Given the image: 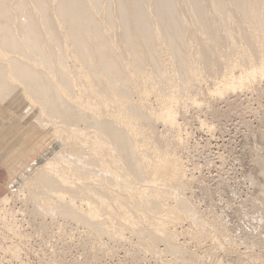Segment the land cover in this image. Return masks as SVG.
Here are the masks:
<instances>
[{
  "label": "bare ground",
  "instance_id": "bare-ground-1",
  "mask_svg": "<svg viewBox=\"0 0 264 264\" xmlns=\"http://www.w3.org/2000/svg\"><path fill=\"white\" fill-rule=\"evenodd\" d=\"M167 66L170 68L173 67L175 68V70L172 69L171 71H168L169 69L167 70ZM235 69L240 72L237 74V72H235ZM234 72L237 75H234ZM206 77L208 79L211 78L214 81L213 83L210 81V79L206 80L213 83V87L211 86L212 88L210 89L207 87L208 89L205 90L206 87L204 86L205 92H203L202 89L199 90L204 93L205 97L207 96V99L208 97L210 99L217 94H228L229 92L233 94L234 91L237 92L236 90L241 88V90L250 89L247 90L249 92L255 86L254 85L252 88H249L251 87L250 85L255 82L253 81L256 80L255 78L264 80V0H0V105L2 104L1 106L3 107L4 105L13 107L14 112L12 113L15 114V117H19V119L21 118L20 121L22 119V121H24V119H30V121L32 120V122H41L43 125H45L44 127H46L47 125L52 127L56 134V131L60 130L58 134L62 135L67 133L70 136L72 134L77 136L79 131L82 132L86 130H92L93 133L90 137L95 142H92L94 143V147L91 148H93V150L98 153L99 160L97 159V154H95L96 156L93 154L96 161L93 158L92 159L94 162L90 159V166L93 168V166L96 165L95 167H97L100 172H102L101 169L103 170L102 173H104V170H108L107 172L110 173L113 179H117V177H119L117 175L119 174L122 177L123 174L121 175V172H123V169H125L129 173L127 171H124L127 174L126 176L123 172L124 176H126L127 178L131 175L133 177H131V180H136V183L134 181L132 182L134 183L133 185L137 184L138 187L141 186L140 183L145 184V186L142 187H146L144 188V191H151L149 193H152V191L157 192L161 190H163L164 192L166 187H172L171 184L174 182V179H176L174 178V176L178 172L176 171V167H173V165H169L168 161H164V158H160V162L158 159V163L156 164L152 161L155 165L152 164L153 167L149 169V172H147L148 174L146 176H143L144 170L142 172V168L150 164V162H148L145 157L147 155V157L151 158L148 152L149 148L156 151L155 153H157V151L163 150L162 148L164 146V143L160 144L159 142L164 137L159 139V136H157V140H159L158 144L156 135L154 134V131L157 134L159 128L157 129V131L154 129H156L155 127L157 126H163L165 127L167 132L168 130L169 132L175 131L181 136L182 134L181 132H179V128L182 129V127H179L178 124H180L181 121L182 123L183 121L185 123V118L182 117L184 120L179 118V111L177 112V114L175 112L176 106H178V103L180 102H178L179 97L176 93L180 90V93L178 92V94H180V96L182 94L183 96L184 92L182 90L185 85L187 86V84L189 83L187 81L188 79L191 78V83L193 81V84L195 85L196 82H200ZM256 83H259L258 80L256 81ZM191 85L189 84L191 89L196 88L194 85L193 87ZM203 85H205V83ZM200 86H202V83ZM245 86L246 89H243L245 88ZM247 86L249 87L247 88ZM254 89L255 91L252 90L253 94L254 92H257L256 86ZM238 91L240 92V90ZM195 92L197 91L195 90L194 93ZM133 94L135 95V97L133 96ZM191 94L193 93H190V95ZM151 95L155 97V100L153 99V97L152 99L154 102H156L154 104L152 101H150L152 102L151 104H154L158 107L157 108L154 106L158 110L156 112L151 111L147 107V103L148 100H150L149 97ZM130 96L136 98V101H130ZM199 96L201 95L199 94ZM194 99L191 100V105L193 106L199 104L197 102L198 98L196 100ZM183 100L181 101L183 102ZM203 100L205 102V99ZM188 102L190 103V101ZM204 102L202 101L203 104ZM184 103L187 102L185 101ZM212 103L211 105L214 106V104ZM191 105H189V107ZM228 105L229 103L227 104V106ZM113 106L115 107V110L113 109ZM198 106L195 107L196 110ZM208 106L209 104L206 107ZM110 107L113 108L110 109ZM184 107L187 108L188 106L185 104L182 109ZM229 107L226 109L228 113ZM211 108L212 106H209V108H207L211 112L207 109L206 110L209 112V114L213 115L212 110L214 111V109L216 110V108ZM198 109H200V107ZM3 110L2 112H4ZM112 110H114V112H112ZM206 110L202 111H204L205 113L207 112ZM232 110L234 109H231V111ZM184 112H188V110H184ZM214 113L218 115L217 111H214ZM2 114L4 113H1L0 115ZM176 115L179 120L181 119L179 123L177 122L178 119L176 118ZM143 117L147 118L143 119ZM175 118L177 120H175ZM140 119H143V121L147 119L145 122L142 121L144 125L140 123ZM153 120H156L155 122H158V125L154 126V128L153 124L155 122L153 123ZM198 121L200 120L198 119ZM37 123H35V125H37ZM197 124L200 126L199 123ZM201 124H203V121ZM17 125L15 124L16 127ZM141 125L143 127L145 126L147 133L143 128H141ZM205 127L206 125L204 126L203 131L209 128ZM36 128L38 130V127ZM11 129L9 132H11ZM142 129L144 131L141 132L140 130ZM16 131H19L18 133H16L20 134L19 137L23 140L20 146L21 148L19 147L21 150L18 148L20 151L17 150V153H15V142L9 140L8 142L2 141L9 146L8 149H11V153H0V160L4 163H13L12 161H14V159L16 158H23V156L26 157V153L28 154L31 150H35V146H37L36 140L35 142L32 138V140L26 138L29 134H27V132L25 131V127H19ZM24 131L26 132V134ZM40 131L42 130H39V133ZM9 132L7 133V135H10ZM143 132H145L146 134ZM161 132H163V130ZM5 133L6 131L4 132V134ZM21 133L25 134V137H22ZM83 133H79L78 136L82 135ZM160 134L163 136L162 133ZM68 135H66L68 138L65 139L66 136L64 135L65 137L63 138V140H60L62 142L65 140L66 142L67 139H69ZM78 136L77 138L71 136L75 139L76 144L78 143L76 147H78L82 143L78 142ZM176 136H178V134ZM6 137L0 135L1 140L3 138L6 140ZM45 137L43 138L45 139ZM52 137H56L58 139L60 138L56 135ZM170 138L172 139V142H174L175 140L177 141L178 137L176 139L173 136ZM170 138L167 139L170 141ZM182 139L183 138L179 137V140L181 142L178 141L179 143L176 142V144H183ZM164 140L163 142L166 141ZM61 141H59V143L63 145L64 143H61ZM84 141H86V139H84ZM169 141L167 143V147ZM68 142L69 144H71L70 141ZM39 144L40 142L38 143V145ZM90 144L88 146H91ZM49 145L52 146V144ZM62 145L60 146L64 149ZM161 145L162 147H160ZM177 145L173 146L172 152L175 149L174 147H176L175 152L181 150V148H178ZM181 146L182 145H180V147ZM61 147L59 148L61 149ZM68 147L69 146H66L65 148L68 149ZM53 148L51 151L49 150V152L45 151L47 153L43 152L44 154L42 153V155L37 158L36 162H34L32 166L37 169V172L35 170L36 178L34 179L36 182L41 184L43 183L44 185L47 184L51 188H57L55 189V200L57 202H63L67 200L66 204H64L63 202L62 205H64H60L61 208H59L60 206H58L59 209L56 208V212H51L50 209L44 207L47 211L50 210L48 215H51V213H56V215H62L63 218L70 217V219L72 218L73 220H80L79 218H81V220L86 219V223L87 221H90V227L92 226V223H96V225H93L95 226V228H98V225L100 223L98 221L97 224L95 220L100 219L102 216H106L105 218H102L105 219L107 224H112V221H114V219H118L119 222L123 224L127 223V225L135 227L136 222L134 221V219H132L133 217H131V211H133L134 213L141 212L145 217V222L147 221L146 226H150L151 229L149 227L148 228L151 230L152 234L153 230L154 232L156 231V233H159L161 231L159 226L163 225L164 223L166 224L165 221L170 222L168 220L173 217V215L170 216L171 211L169 214V211L166 212V207L164 206V204L163 206L165 209L161 207V203L156 200V198L159 196H150L148 192L142 193V195L144 196L148 193L147 196H150L149 200L152 198L149 201L152 207L151 205L150 207H148V209L146 207L147 210H152L150 212L141 209L143 208V205L147 206L148 204H150L148 203V201H145L144 203H138V207L128 205V209H126V205L123 206L125 204V202L123 204V200H126L125 196L119 195L115 191H112L113 188L111 187L110 189V186H108L107 184L106 186H104V184L99 188H95L98 192L91 191L89 194L86 193L87 198L84 199L85 207L82 206L84 207V210H81L82 213L79 210L78 212L76 210L77 207L75 206L76 203L74 202V198L77 192L74 191V189L72 190L73 187H71V184L73 183V173H69L68 170L71 165H69V167H66L64 165V160L66 159V157H63L62 154L60 155L62 158L59 157V159H61L60 161L63 160V162H55V160L57 159L55 158V160H53L54 157H57L61 152L65 154V150L60 152L58 151L59 149L57 150V148ZM91 148H86V150H90ZM143 148L144 150H148L146 151L147 153L143 152ZM170 148H172V145ZM70 149L73 148L70 147L68 151L65 152H69ZM107 149H111L116 154V156L120 157L119 159H121V161L120 163H118L119 165L123 164L122 170L120 169L121 172L118 174V164L115 165L114 163V165L117 166L115 167V171L113 170L114 174L117 172L116 178L114 174L112 175L113 171L110 169L111 167L114 168L113 165H108L110 166L108 168V166L104 163V158H106L105 154L107 152H105V150ZM140 149L142 150V152H140ZM137 150L138 152H140L141 156L138 153L140 159L136 157L137 154H135L136 156L134 155V151L137 152ZM79 151H81V149H79ZM154 151L152 154H154ZM151 152L152 151H150V154ZM180 152V155L186 153H182V151ZM191 152L193 153V151ZM23 153L25 155H23ZM73 153L74 152L70 154ZM78 153L81 154L83 152ZM143 153H146V155H143ZM162 153L163 152H161V156ZM177 153L176 158L179 156V153ZM15 154L16 157H13L15 156ZM66 154L65 156H67L68 158V155ZM48 155H50L49 157L51 158H48ZM72 156L73 155H71L70 157ZM111 156H113V154ZM158 156L159 154L157 155V157ZM169 156H171V154ZM108 157L109 156H107V158ZM113 157L112 160H114ZM155 158H153V160L156 162L157 159L155 160ZM165 158H167V156ZM185 158H187V156ZM177 159H179V157ZM177 159L175 160L174 158V161L176 162ZM161 160H163L164 163ZM180 161L181 160L179 159V162ZM67 162L66 165H68ZM71 162L68 163L72 164ZM161 162L163 164H161ZM181 162L183 164L185 163V161L183 160ZM23 163L24 160L22 159V161H20L18 165H23ZM183 164L180 167L182 170H184V168L182 167ZM149 166H151V164ZM73 168L74 167L70 168V170L73 171ZM173 168H176V170H174ZM202 168L200 170H202ZM175 171L176 173L173 174V172ZM100 172L96 173L98 174ZM107 172H105L106 174H104V176L108 174ZM179 172L176 176H181L182 179L183 175H179ZM102 173L99 175H102ZM181 173L183 174V172ZM262 174L264 176V172H262ZM49 175H52L53 179L49 177ZM73 176H76V172L75 174H73ZM47 177H49L50 179H47ZM198 177L200 179V176ZM199 179H196L198 180L197 182H201ZM177 181H175L176 183H173V186L174 184H178ZM127 182L129 183L128 180ZM137 182H139V185ZM132 183L130 185H132ZM101 184L102 183L100 182L99 185ZM179 184L176 186V189L179 188L183 190L184 188H180L179 186L182 185ZM185 184L186 183H184V185ZM188 184L189 183H187V185ZM203 186L200 187L199 185L200 188H203ZM134 188H136V186ZM200 188H198V190ZM262 188L264 190V187ZM171 190L173 189L170 188V191ZM202 190L204 191V189ZM177 191L179 190L177 189ZM171 192L175 191L173 190ZM175 193L173 194L174 199L171 200H177L179 202V207L174 202V205L177 206L175 210L179 211L180 209L177 208H181L182 204L186 200L183 199L185 197L182 195L183 193H179L181 194L178 195L180 199L182 198V200H184L180 202L181 200L178 198V196L176 197L177 199L175 198V195L178 194V192L176 194ZM208 193L210 192L208 191ZM262 194L264 196V191H262ZM104 195H106L107 197H111V199L109 198V200L106 197V199L110 203L106 202V200L104 199ZM49 198L51 197L49 196ZM7 199L8 198L6 197L0 199V204L6 203ZM146 199H148V197ZM163 199L166 198L164 197ZM171 200H167V202L165 201V205L168 206L167 203ZM48 204L45 203L44 205L47 206ZM51 204L52 203L50 202V205ZM189 204L190 202L188 203V205ZM34 205L36 206V204ZM40 205V207L43 208L42 206L44 205ZM80 206L81 205H79V208ZM169 206L171 207L172 205ZM189 206L192 207L193 205ZM54 207L55 206L53 204L52 210ZM74 207L76 209H74ZM184 207L188 208V206H186V203ZM184 207L182 206V208ZM193 207L192 210L188 208V211H193V209L195 208ZM161 208H163L164 210L162 211ZM185 208L184 210L186 211ZM45 209H41L40 213L43 214L44 211H46ZM42 210L44 211L42 212ZM182 210L181 213L184 211ZM195 211L196 210L194 209V212ZM145 212H147V215ZM150 213L158 215L159 217H153ZM185 213L183 212L182 214ZM192 213L190 212V216L192 215ZM195 214V216L197 217V214H199L198 210ZM187 216L188 215H184V221L187 218L189 219V216ZM195 216L193 215L194 219L192 220L196 225L197 220L201 221L202 218L198 217L199 219H196L195 221ZM177 217L178 222L180 223L181 220L179 221V219H181V216L177 215ZM170 220L172 222L173 218H171ZM175 222L176 223H174L173 221L174 225H177L178 222ZM191 222L192 221H190V223ZM217 222L220 221L218 220ZM199 224L201 225V223L198 222V225ZM215 224V226H217V224L220 225L219 223ZM171 225L173 226V224H170V226ZM5 226L7 230L10 231L13 235L16 234L14 230L15 228L13 229L12 227L13 225ZM164 226L167 228L170 227L166 225ZM193 226L194 225H191V227ZM221 226L222 225H220V227ZM87 227L89 228V226ZM108 227L115 226L110 225ZM165 227H163V229ZM158 228L160 229L159 232H157L159 230ZM96 229H94L93 227V231ZM117 231H115V233ZM110 233H112V231ZM119 233L121 234V232ZM155 235L156 234L154 233L153 236ZM158 235L159 234H157V236ZM119 236L118 238H120ZM156 238L158 239L159 236ZM167 238L166 240H169ZM170 238L172 239L171 236ZM174 243H172V245L170 243V245H167V247L172 249ZM167 244H169V242ZM176 245H174L176 248L174 247L175 249H173V251L175 250L180 252V250H176ZM170 246H172V248ZM15 247L13 246L12 251L11 249L7 250L11 252V255L13 254L16 257L18 250L14 249ZM2 250L4 252V248ZM189 262L193 263V261Z\"/></svg>",
  "mask_w": 264,
  "mask_h": 264
},
{
  "label": "rangeland",
  "instance_id": "rangeland-1",
  "mask_svg": "<svg viewBox=\"0 0 264 264\" xmlns=\"http://www.w3.org/2000/svg\"><path fill=\"white\" fill-rule=\"evenodd\" d=\"M68 63H70V62H68ZM172 69L175 70V68H173V67L170 68L167 66L168 71H171ZM235 72H237V74H238L240 71L235 69ZM235 72H234V75L236 74ZM209 79L211 82L214 83L213 79H211V78H209ZM209 79L206 77L203 80H201L205 83V85H203L204 83L201 81L196 82V83L194 82L195 83V85H194L193 81L191 83V78H190L187 80L189 82L187 84L188 88L185 85V87L182 90L184 92L183 96H182V94H181V96H180V94H178V92L180 93V90L177 91V93H176L177 96L180 98V99L178 98V102L179 101L180 102L178 103L179 105L177 104L178 106H176V109L174 108L176 110V111L175 110L174 111L176 112V114L179 111V113H178V116H180L179 118H181V119H183L182 117L185 118V123H184V121L182 123L181 119L179 120L177 115H176V118L178 120L175 118V120H177L178 123H179V121H181L180 124H178V126L182 127V129L179 128V130H180L179 132H181L182 135L180 136L179 133H176L175 131H174L175 133L169 132V130L167 132L165 127L157 126V127H155L156 129H154V130L157 131V129L159 128L158 131L163 130V132L157 131V134H158L157 135L156 132L154 131V134L156 135V140H157V136H159V139L164 137L160 141L157 140V142L159 141L160 144L164 143V146L162 148L163 150L160 149L161 151H157V153L160 152V153H158L160 157L159 156L157 157L158 154L155 153L156 151L151 150L150 148L148 151L147 149L144 150V148H143V150H144L143 152L148 151L149 155L152 158L151 159V158L147 157V155H146L147 152L143 153V155H146L145 156L146 159L151 164V166H149L150 164L148 163L149 164L148 166H145L142 168V172L144 170L143 176H146L148 174L147 172H149V169L151 167H153L152 164L155 165L156 163H158V159L160 162V158L161 159L164 158V161H168L169 165H171V166L173 165V167L177 168V170H176V168H173L174 170H176L178 172L180 170L179 175H183L182 176L183 180L181 179V176H178L180 178H178L176 176L178 174V172L175 176L173 175L174 178H176V179H174L173 183H176L175 181L178 180L179 182L177 181V183L179 184L180 180H181L180 184L182 186H179V187L180 188L183 187L184 189L186 188L185 190L177 188L180 192L177 191L176 186L178 184L177 185L174 184V186H173V183H172L171 185L173 188L170 187L171 185L169 186L176 193L178 192V194H176L175 192H171L173 190L170 191V188H168V187H166L164 192H163V190H161V191H157V192L152 191V193H149L151 191H144V188H146V187H142V186H145V184L140 183V185H141L140 187H138L137 184L133 185L134 183H132V182L133 181L135 182L136 180H134V179L131 180L132 176L130 174H129L130 176L128 175L130 178L129 177L126 178L127 174L124 171H127V170H125V169H123V172L126 175V176H124V173L121 172L123 164L122 165L120 164L121 166L118 164V163H120L121 159H119L120 157L116 156V154L111 149L105 150V152L107 151L108 153L106 152V154H105L106 158H104L105 159L104 163L107 166L113 165L114 168H112V167L110 168L112 171L113 170L115 171V167L118 166L117 167L118 171H119L118 174L121 172V175L123 174L122 177L120 176V174L117 175V172L114 174V171H113L112 175L114 174L115 178L117 176H119V177H117V179H113L112 176L110 175V173L107 172L108 170L107 171L104 170V173H102L103 170L101 169L102 172H100V170L97 169V167H95L96 165H94V166L92 165L93 166V168H92L90 166L91 164H90L89 160L91 159L93 161V159H94L96 161V159L94 158L95 154H97V159H98V153H96L93 150V148H91V147H94L93 146L94 143H92V142H95L90 137L93 133L92 130H88V131L86 130V131H82V132L79 131L78 132L77 136L79 135V133L86 132V133H83L82 135L78 136L79 137L78 142H80V143L82 142L78 146L79 147L78 148V147H76L78 145V143L76 144L75 139L72 138V137L77 138L76 135L72 134L71 135L72 137H71L70 135H68L65 132H64L65 134L61 135V134H58V132L60 130L56 131L58 134L57 135L55 133V131L53 130V128L50 127L49 125L44 127L45 125H43L41 122H38L39 123L38 124L37 122L33 121L34 122L33 123L32 120L30 121V119H28V120L24 119V121H22L23 120L22 119L20 121L21 118L19 119V117L18 118L15 117V114L12 113V112H14L13 107H11L9 105L7 106L4 104H3L4 105V107H3V106H1L2 105L1 104L0 105L1 106L0 107V114L1 113H4V114L0 115V118H2V119H0V126H1L0 127V135L5 136V137L7 136L6 137L7 139L6 140L4 138H3L4 140L0 139V153H2V154L3 153H11L10 152L11 149H8L9 146L4 143V142H8V140L15 142V146H16V148L14 149L16 151L15 153H17V150H19L21 148L20 146H21L23 140L19 137L20 134H17L19 131L18 132L16 131V130H18L19 127L20 128L25 127V131L27 132V134H29V135H27L26 138L30 139V140L33 139V141L36 140L38 147L35 146L36 147L35 150H31V151L29 150L30 152L28 154L26 153V157L23 156V158L21 157V158L14 159V161L18 160L17 162L12 161L13 163H8V162L4 163L0 160V170H1L0 171V179H1V182L3 181L2 182L3 183V187H2L3 189L0 190V199H2L4 197L8 198L6 203L0 204V264H264V196L262 194V191H264L262 188V187H264V176L262 174V172H264V171H262V170H264V80L259 79V78L258 79L255 78L256 80H253L255 82H253V84L250 85L251 87L247 86V88L248 87L252 88L255 85L256 91L258 92V90H259L258 93L254 92V94H253V92H252V90L255 91V89H254L255 86L253 89H251V91H249L250 93L247 91L250 89H246V86H245V88H243V89H246V90H241L242 88L238 89V90H240V92L238 90H236L237 92L234 91L235 94L233 92L234 95L231 92H229L228 94L223 93L224 95L223 94H217L214 97H211L210 99L208 97V99H207V96L205 97L203 92H205L206 89H208V88L210 89L213 87L212 86L213 83H211L210 81L209 82L206 81ZM257 80L259 83H256ZM260 80H262V81H260ZM201 83H202V86H200ZM189 84L190 85L193 84L197 88V89L194 88L197 92L194 93L195 90L192 88L194 90L193 91L190 88ZM193 85H191V86L193 87ZM204 86L206 87L205 90H204ZM185 89H187V90H185ZM201 89L203 92L199 91ZM188 92H189V95H188ZM190 93H193V94L190 95ZM199 94L201 96H199ZM258 94H260V95H258ZM197 95H198V97H197ZM202 95H204V96H202ZM220 95H222V96H220ZM133 96L135 97L134 94H133ZM132 97H131L130 101L133 102V100H134V102H135L136 98L133 97V99H132ZM152 97H153V95H151L149 97L150 100H148L149 104L147 103V107L151 111L156 112V111H158L155 108L157 106L154 105L156 102L153 101V99L155 97H153V99H152ZM183 97H184V100H183ZM196 97L198 98L197 102L199 104H201L202 101L204 102L203 99H205V102H204L205 105L203 103L201 104L202 106L204 105L203 106L204 109L199 104H197L195 106L191 105V100L194 98H195L194 100H196L197 99ZM227 98H229V99H227ZM212 99H215V100H212ZM181 100H183V102ZM209 100H210V102H209ZM227 100H230V101H227ZM231 100H232V102H231ZM150 101H152L154 104L152 105L151 104L152 102H150ZM185 101L187 103H184ZM188 101H190V103ZM206 102L209 104L210 107L212 106L211 109L216 108V110L214 109V111H217L218 115H216L215 114L216 112L214 113L213 110H212L213 115L209 114L208 111H210V110L207 109V108H209V106L206 107L208 105ZM225 102L227 104L229 103V105L227 106V104ZM211 103L214 104V106L211 105ZM183 104L184 105L186 104L188 106L187 108H189V109H187L185 107H184L185 109L184 108L182 109V107L184 106ZM150 105H152V106H150ZM189 105H191L190 107L191 108L193 107V108L191 109L189 107ZM196 106H198L197 110L199 111V113L195 109ZM113 107H110V109ZM199 107H200V109H198ZM228 107H229V110H228L229 113L226 111V109ZM7 109H8V111H7ZM113 109L115 110V107ZM201 109L204 111L207 109L208 111L206 110L207 112L204 113V111H202ZM217 109H219L220 111ZM231 109H234V110L231 111ZM2 110L4 112H2ZM114 110H112V112H114ZM184 110L185 111L188 110V112H184ZM5 111H6V113H5ZM180 112H182V113H180ZM240 112H241V115H240ZM184 113H185V116H184ZM204 114L206 117L204 116ZM214 115H216V116H214ZM216 117H218V118H216ZM145 118H147V117H143V119H145ZM143 119L142 120L140 119V121H141L140 123L142 125H144L143 122H145L147 120L146 119L143 121ZM189 119H190V122H189ZM198 119L201 122L198 121ZM155 121L153 120L152 122L154 123ZM202 121H203V124H201ZM19 122H21L23 125ZM35 123H37V125H35ZM181 123H182V125L183 124L184 125L182 126ZM197 123H199L201 127ZM15 124L19 125V126L17 125L18 128L15 126ZM185 124H187V125H185ZM34 125H35V127H34ZM156 125H158V122H155L153 124V128ZM205 125H206V127H209V128H207L208 130L206 129L203 131V128ZM198 126H199V128H198ZM8 127L10 129L14 127L13 128L14 130L11 129L12 133L9 132L10 129ZM36 127H38V130ZM40 127H42V128H40ZM141 128H143L146 132L145 126L144 127L142 126ZM160 128H162V129H160ZM201 128H202V130H201ZM8 129H9V131H8ZM35 129L37 130V132ZM143 129L140 131L141 132L144 131ZM39 130H42V131H40V133H39ZM5 131H6V133L4 134ZM7 131L10 133V135H7V133H8ZM49 131H51V132H49ZM26 132H25V134H26ZM145 132H143V133H145ZM165 132H167V133H165ZM44 133H46V134H44ZM160 133H162L163 136ZM14 134H16V135H14ZM25 134L21 133L22 137H25ZM33 134H34V136H33ZM41 134L45 135L46 137L42 136ZM177 134H178V136H176ZM47 135H49V136H47ZM55 135L60 137V138L58 139V138L54 137L55 138V141H54V138L52 136H55ZM64 135L65 136L68 135L70 140L67 139L66 142H65V140L62 142L60 139L63 140V138L65 137ZM174 135L176 136V138L178 137L177 141L176 140L174 141L175 143L172 142V139L170 138L172 136L175 138ZM40 136H42V137H40ZM43 137H45V139ZM179 137L183 138L182 139L183 144H180V145H182L181 147L179 144L178 145L176 144V142H178V141L181 142L179 140ZM37 138H39L40 140ZM66 138H68V137L66 136L65 139ZM71 138L73 139V143H72ZM81 138H83V139H81ZM167 138L168 139L170 138L171 140L169 141ZM174 138H173V140H174ZM41 139L43 140V142ZM57 139H58V141H57ZM84 139H86V141H84ZM164 139L166 141L167 140L169 141V144H168L169 150L167 147L168 141L166 143V141ZM163 140L165 142H163ZM2 141H4V142H2ZM59 141H61V143H64V144L63 145L60 144ZM68 141H70L71 144H69ZM88 141H89V143H88ZM39 142H40V144L38 145ZM159 142H158V144H159ZM49 144H52V146ZM53 144H54V146H53ZM55 144H56V146H55ZM59 144L62 145L64 147V149ZM67 144H69V145H67ZM89 144L91 146H88ZM162 145L160 147H162ZM171 145H172V148H170ZM176 145L178 148H181V150L180 149L179 150L182 151V153L183 152H186V153H183L180 155L181 152L177 151L179 153L178 154L177 152H175L176 147H174L175 149L172 152L173 146H176ZM66 146H69L68 149L71 147L74 150L70 149L69 152H65V151H68V149L65 148ZM197 146H198V148H197ZM47 147H49V148H47ZM50 147H52V148L55 147V148H57V150L59 149L58 151H60V152L65 150L64 153L65 154L67 153L66 155H68V158H67V156H65V154H63L62 152L61 153L59 152L60 154L57 157H54L53 160H55V158H56L57 160H55V162L56 161L63 162V160L60 161L61 159H59V157L62 158L60 156L62 154L63 157H66V159L64 158L65 159L64 165L66 167L67 166L69 167V165H71L68 169L69 173L71 172V173L75 174V172H76V176H73V174H72L73 179L72 178L71 179H72L73 183L71 184V187H73L72 190L74 189V191L77 192L75 195V198L73 197L75 199L74 202L76 203L75 206L77 207V209L75 207H74V209H76L77 211L79 210L82 213L81 210H84V207H85L84 206L85 205L84 199L87 198L86 193L89 194L91 191L98 192L95 188H99L100 186H102L104 184H105L104 186H106V184H107L108 186H110V189H111V187L113 188L112 191H115L119 195L125 196L126 200L125 201L123 200V204L125 202V204L123 206L126 205V207H125L126 209H128L127 208L128 205H132L133 207H138V203H144L145 201H148V203H150L149 201L152 198L149 200V197L151 195H154V197H156V196L161 197V198L157 197L159 199L156 198V200H158L159 203H161L160 204V205H162L161 207H163V208H164V206L166 207V209L165 208L164 209L166 210V212L169 211L168 214L171 211L170 216L173 215V217H171V218H173L172 222H171V220H170L171 218L169 216L170 219L168 218L169 219L168 221H170L171 223L165 221L166 224L164 223L163 225H161L162 228H161V226H159L161 231L158 228L159 230L157 232L160 231L161 233L160 232L156 233V231L154 232V230H153L152 231L153 234L154 233L156 234L155 236H153V234L151 233V230H150L151 228H150V226H146L147 221L145 222V217L143 216V214L141 212H140L141 213L140 214V213H136V212L134 213L133 211H131V215H132L131 217H133L132 219H134V221L136 222V226L134 225L135 227L127 225V223L123 224V223L119 222L118 219H114V221H112V224H107L105 219H103L106 216L105 217L102 216L103 218L101 217L100 219L95 220V222H97V224H98V221L100 222L98 225L99 227L98 228L96 227L97 229L95 228V226H93V225H96V223L93 224L91 222L92 226L90 227V224H89L90 221L89 222L87 221V223H88L87 224L85 222L86 219H83L84 217L82 218L83 220H81V218H79L80 220H78V219L73 220L72 218L70 219V217L69 218L68 217L63 218V216L60 215L59 213H57V214H59L60 216L56 215V213H54V214L51 213V212H56L57 209L61 208V206L66 204L67 200L63 201L64 202L63 205H62L63 202H61V201L57 202L55 200V198H56L55 197V195H56L55 189H57V188H51L47 184L44 185L43 183L41 184V183L36 182L34 179L36 178L35 173L37 172V169L32 167L33 163L36 162L37 158H39L43 152L47 153V152H49V150L50 151L52 150V148H50ZM59 147H61L62 150ZM203 147L206 149H204ZM55 148H53V149H55ZM86 148H91V149L90 150L87 149L88 150L87 151ZM164 148H165V150H164ZM202 148H203V150H202ZM79 149H81V151H79ZM82 150H84V151H82ZM45 151H47V152H45ZM71 151L74 153L70 154V153H72ZM150 151H152L151 154H150ZM153 151H154V154H152ZM166 151H167V155H166ZM191 151H193V153ZM78 152H80V153L83 152V153L79 154ZM134 152H135L134 155L137 154V156L136 155L135 156L137 158H139L140 152H142V150L140 152H138V150H137V152L136 151H134ZM161 152H163L162 156H161ZM138 153H139V155H138ZM176 153L179 155L178 157L181 161L182 160L185 161L184 164L181 161L179 162V159H177L178 157L176 158V156H177ZM194 153H195V155H194ZM110 154L111 155L113 154L114 157L111 156ZM170 154L172 157L169 156ZM23 155H25V154L23 153ZM71 155H73V156L70 157ZM190 155H191V157H190ZM49 156L50 155H48V158H51ZM82 156H83V158H82ZM107 156H109V157L107 158ZM166 156H167V158H165ZM173 156H175V157H173ZM186 156H187V158H185ZM13 157H16V154ZM112 157L114 158V160H112ZM28 158H30V159H28ZM153 158H155V160L157 159L156 162L153 160ZM174 158H175V160L177 159L176 162L174 161ZM206 158H208V159H206ZM22 159L24 160L23 165H18V163L20 161H22ZM170 159H172V160H170ZM67 160H68V162L73 161V162H71L72 164H69L67 162ZM161 161L164 163L163 160H161ZM66 162L68 165H66ZM162 162H161V164H163ZM114 163H115V165L116 164H118V165L115 166ZM174 163H177L179 165L174 164ZM181 163L183 164L182 167L184 168V170H182L180 168L182 165ZM205 163H206V165H205ZM87 166H89V167H87ZM204 166H205V170H204ZM72 167H74L73 171L70 170V168H72ZM109 167L110 166H108V168ZM146 167L147 168L149 167V168L147 169ZM94 168H96V169H94ZM201 168H202V170H200ZM29 169H31V170H29ZM88 169H89V171H88ZM35 170H36V172H35ZM95 171L100 172V173L97 174ZM112 171H110V172H112ZM176 171L173 172V174L176 173ZM105 172L108 173L107 174L108 176L107 175L104 176V174H106ZM181 172H183V174ZM101 173H102V175H99ZM198 176H200V179ZM49 177L52 178V175H49ZM49 177H47V179ZM196 179H199L203 183L197 182L198 180H196ZM127 180L129 181V183L127 182ZM188 181H190V182H188ZM195 181H196V183H195ZM100 182L102 183L101 185H99ZM130 182L132 183V185H130L131 184ZM139 182H137L138 185H139ZM183 182L186 184L184 185ZM187 183H189V184L187 185ZM203 184H204V186H203ZM199 185H200V187L203 186V188H200ZM135 186H136V188H134ZM198 188H200L201 190L199 189L200 190L199 191ZM202 189H204V191ZM206 190H207V193H208V191L210 193L207 194ZM144 192H148L150 196L149 195L147 196L148 193L145 194V196L142 195V193H144ZM153 192H155V193H153ZM201 192L203 195L201 194ZM204 192L206 193V195ZM174 193L176 194L175 198L178 195H181L182 193H183L182 195L185 196L183 199L186 201L182 200V198L180 199V197L178 196V198L181 200L180 202L184 201V203H183L184 205L182 204L183 207L185 206V203H186V206H188V208L190 207L189 205H191V206L193 205L195 207L194 208L192 206L196 210L195 212H194V209H193V211H191L192 207L189 208V209H191V210H189L191 213L194 212L191 215L192 217L190 216V212L188 211L187 207L186 208L184 207L186 209V211L184 210V208H182L181 205H180L181 208H177V209H180L179 211L175 210L177 206L179 207V205H178L179 202L176 200L177 201V203H176L175 200L174 201L171 200V199H174V197H173ZM179 193H181V194H179ZM49 196L53 200L51 198H49ZM104 196H105L104 199L106 200V202L110 203L108 200H109V198L111 199V197H107L106 195H104ZM146 196L148 197V199H146L147 198ZM163 196L166 199L169 196L170 199L168 198L167 200H171V201H168V203H170V202H173V203H170V204L167 203L168 206H166L165 203L167 202V200L163 199L164 198ZM106 197L108 198V200L106 199ZM171 197H173V198H171ZM186 197H189V198H186ZM188 199H189V201H188ZM50 202L52 203L51 205H50ZM74 202H73V204H74ZM174 202L177 206L174 205ZM189 202H190V204L188 205ZM45 203H47V204L49 203L48 205L50 207L48 205L45 206L44 205ZM34 204H36L37 207ZM40 204L44 205V206H42L43 208L40 207L41 206ZM53 204L55 206L54 207L55 211H54V208L52 210ZM163 204H164V206H163ZM79 205H81L80 208H79ZM150 205H151V203L148 204L147 206L143 205V208H141V209H143L147 212L148 211L150 212L152 210H147L148 207H150ZM169 205H172V206L170 207ZM58 206H60V207L58 208ZM82 206H84V207H82ZM173 206H175V207H173ZM44 207L45 208L47 207V209L51 210V212H50L51 215H48L50 210L47 211ZM146 207H147V209H146ZM151 207H152V205H151ZM39 208L45 209L48 213L44 210H42V212L44 211L43 214L40 213L41 209H39ZM163 208H161L162 211L164 210ZM181 210L184 213L188 211L187 213H189V214H187V213L182 214L183 212L181 213ZM197 210H198L199 214H197V217H196L195 213H197ZM147 212H145L146 215H147ZM153 212H154V210H153ZM177 213H179V214H177ZM150 214L153 217L158 216V215H155L152 213H150ZM177 215L181 216V219H179V221L181 220L180 221L181 224L178 222ZM182 215H183V217H182ZM184 215L185 216L188 215L189 219L187 218L188 217L187 216L186 217L187 219H185V221H184ZM193 215L195 216V221H196V219H199L200 217L202 218V220L200 219L201 221L197 220V222H196L197 226L195 225V223L192 220V219H194ZM4 216H5V218H4ZM176 218H177V220H176ZM115 220H117V221H115ZM189 220L192 221L193 223L192 222L190 223ZM207 220H208V222H207ZM216 220L217 221L219 220L221 223L217 222ZM173 221H174V223H176L175 221H177L179 223V224L177 223L178 226L176 224L174 225ZM103 222H105V223H103ZM198 222L201 223V225L200 224L198 225ZM169 223L173 224L174 227L171 225L173 227L172 228ZM215 223H219L222 226L220 227V225H218V224H217V226H215L216 225ZM137 224H138V226H137ZM5 225L12 226L13 229L15 228L14 230H15L16 234L13 235L10 231H8ZM110 225H113L115 227H108ZM164 225L170 226L171 228L170 227L167 228ZM191 225H194L195 227L194 226L191 227ZM205 225H206V227H205ZM87 226H89V228ZM128 226H129V228H128ZM93 227H94V229H96L98 231H96V230L93 231ZM163 227H165L166 230H165V228L163 229ZM207 227H209V228H207ZM105 228H107V229H105ZM101 229H102V231H101ZM108 230L110 232L112 231V233H110ZM115 231H117V232L115 233ZM165 231H167V232H165ZM119 232H121V234ZM119 234H120V236H119ZM157 234H159L158 239L156 238V237H158ZM118 236L120 238H118ZM170 236L172 237V239L170 238ZM166 238L169 240H166ZM150 240H151V242H150ZM170 240L174 241L175 243L170 241ZM168 242H169V244H167ZM170 243H171V245H172V243H174L173 248H172V246H170L172 249L167 247V245L169 246ZM174 245L177 246L176 250H180V252L174 250L175 251V253H174L173 249L176 248ZM13 246L14 247L16 246L14 249L18 250L16 257L13 254L11 255V252L9 251L10 249H11V251L13 250ZM178 247H179V249H178ZM180 247H181V249H180ZM3 248H4V252L2 250ZM7 249H9V250H7ZM9 256H11V257H9ZM189 261H193V263L189 262Z\"/></svg>",
  "mask_w": 264,
  "mask_h": 264
},
{
  "label": "crops",
  "instance_id": "crops-1",
  "mask_svg": "<svg viewBox=\"0 0 264 264\" xmlns=\"http://www.w3.org/2000/svg\"><path fill=\"white\" fill-rule=\"evenodd\" d=\"M1 171V170H0ZM3 182V181H2ZM1 182V179H0V190L3 189V183Z\"/></svg>",
  "mask_w": 264,
  "mask_h": 264
}]
</instances>
